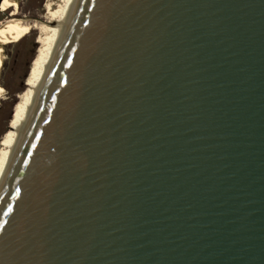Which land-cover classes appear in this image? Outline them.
I'll return each instance as SVG.
<instances>
[{"label":"water","instance_id":"1","mask_svg":"<svg viewBox=\"0 0 264 264\" xmlns=\"http://www.w3.org/2000/svg\"><path fill=\"white\" fill-rule=\"evenodd\" d=\"M0 264H264V0H76Z\"/></svg>","mask_w":264,"mask_h":264},{"label":"bare ground","instance_id":"2","mask_svg":"<svg viewBox=\"0 0 264 264\" xmlns=\"http://www.w3.org/2000/svg\"><path fill=\"white\" fill-rule=\"evenodd\" d=\"M21 0H2L1 10L12 9L10 17L0 26V79L3 62L5 59L4 47L10 43L21 41L31 29H40L37 42L40 47L33 59L25 84L26 88L18 94V101L14 105L13 114L9 121V129L0 140V189L14 158L20 134L22 133L32 109L39 97V90L42 89L55 52L58 49L60 35L65 24H67L76 0H45L42 23H34L32 26L16 17ZM38 21V20H37ZM3 88L0 86V97Z\"/></svg>","mask_w":264,"mask_h":264},{"label":"rangeland","instance_id":"3","mask_svg":"<svg viewBox=\"0 0 264 264\" xmlns=\"http://www.w3.org/2000/svg\"><path fill=\"white\" fill-rule=\"evenodd\" d=\"M45 0H21L16 17L31 24L42 23ZM2 9V8H1ZM0 9V26L10 17V10ZM38 20V21H37ZM40 29L34 28L19 42L10 43L4 47L5 59L1 71L0 86L3 93L0 97V140L9 129V121L13 114V108L18 101V94L26 88V78L31 63L35 58L40 44L37 39Z\"/></svg>","mask_w":264,"mask_h":264},{"label":"trees","instance_id":"4","mask_svg":"<svg viewBox=\"0 0 264 264\" xmlns=\"http://www.w3.org/2000/svg\"><path fill=\"white\" fill-rule=\"evenodd\" d=\"M1 1H2V0H0V2H1ZM7 10H10V8H9V9H7ZM7 10H6V11H7ZM9 119H10V118H9Z\"/></svg>","mask_w":264,"mask_h":264}]
</instances>
